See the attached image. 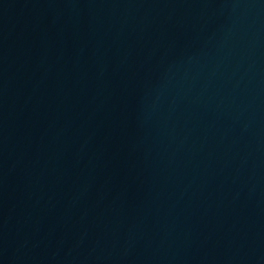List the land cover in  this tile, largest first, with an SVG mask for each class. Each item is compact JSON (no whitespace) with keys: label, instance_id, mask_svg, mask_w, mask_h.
I'll return each mask as SVG.
<instances>
[{"label":"water","instance_id":"water-1","mask_svg":"<svg viewBox=\"0 0 264 264\" xmlns=\"http://www.w3.org/2000/svg\"><path fill=\"white\" fill-rule=\"evenodd\" d=\"M0 264H264V0H0Z\"/></svg>","mask_w":264,"mask_h":264}]
</instances>
